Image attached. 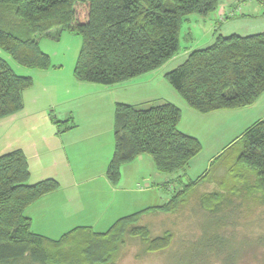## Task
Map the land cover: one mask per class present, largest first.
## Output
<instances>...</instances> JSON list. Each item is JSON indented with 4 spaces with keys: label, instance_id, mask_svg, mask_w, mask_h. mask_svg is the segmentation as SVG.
I'll return each instance as SVG.
<instances>
[{
    "label": "trees",
    "instance_id": "trees-1",
    "mask_svg": "<svg viewBox=\"0 0 264 264\" xmlns=\"http://www.w3.org/2000/svg\"><path fill=\"white\" fill-rule=\"evenodd\" d=\"M219 7L220 0H0V49L21 67L47 71L54 66L41 50V40L58 41L64 32L73 33L81 39L75 80L111 87L162 68L179 54L188 17L209 16ZM166 79L198 113L250 107L264 94V32L218 36L211 46L192 52ZM33 86L32 78L17 75L0 57V119L19 113L24 93ZM181 118V110L170 103L149 108L118 104L114 153L106 173L112 185L120 182L124 165L143 155L151 157L159 173L184 171L202 152V144L179 131ZM219 164L221 173L210 180L213 191L200 197L204 211L212 218H235L245 201L264 204V121L248 129L213 161L202 179L184 187L167 204L120 218L104 234L78 227L54 240L33 231L26 211L57 192L59 182L47 179L30 185L23 151L4 154L0 156V264L24 260L28 264H112L127 238L140 239L147 254L164 252L171 247L174 233L152 238L149 228L138 225L140 219L151 213L177 214ZM222 248L214 239L204 254L196 249L193 253L214 256ZM226 254L224 262L232 264L234 259Z\"/></svg>",
    "mask_w": 264,
    "mask_h": 264
},
{
    "label": "crops",
    "instance_id": "crops-1",
    "mask_svg": "<svg viewBox=\"0 0 264 264\" xmlns=\"http://www.w3.org/2000/svg\"><path fill=\"white\" fill-rule=\"evenodd\" d=\"M218 10L219 16L207 30L209 39L203 34L201 39L192 38L201 23L207 24L209 18L204 16L193 21L194 27L186 32V40L193 46L182 52L181 45L179 54L159 70L120 85L79 83L74 78L76 63L68 70L60 64L47 71L20 75L32 78L34 86L24 93V107L19 113L0 119V149L23 151L31 173L30 185L47 179L60 184L57 192L26 211L36 234L56 240L78 227L111 228L120 218L155 207L148 196L152 192L163 201L156 207L163 206L167 203L161 191H182L202 179L218 156L248 129L264 121V94L244 109L201 114L189 108L167 82L170 72L182 66L192 52L211 46L216 37H248L264 32V0L220 1ZM73 35L77 36L64 32L57 42L44 38L40 48L50 57L44 46L53 49L57 56L63 38ZM167 103L181 110L178 129L198 139L202 152L184 171L174 174L157 172L151 157L140 156L122 167L120 182L112 185L106 173L115 147L116 106L149 108ZM85 191H93L95 198H87Z\"/></svg>",
    "mask_w": 264,
    "mask_h": 264
},
{
    "label": "rangeland",
    "instance_id": "rangeland-1",
    "mask_svg": "<svg viewBox=\"0 0 264 264\" xmlns=\"http://www.w3.org/2000/svg\"><path fill=\"white\" fill-rule=\"evenodd\" d=\"M220 1L224 2L225 0ZM220 10L209 16H205L209 18L206 20L207 24L199 22L201 24L198 26L197 30H194V33H192V35L194 34L195 36L192 37L193 39H201L202 34L205 35L206 39L210 38L207 36L209 24L212 23L213 18L217 15L219 16ZM203 17V15L198 14L191 15L188 17L191 24H189L188 21V23L185 22L183 24L181 34L182 52L185 50V47L193 46V43L190 44V40H186L188 28L191 26L194 27L192 22L197 19L200 21V18L202 19ZM67 37V39L63 38L60 46H57V56L54 55L53 49L44 46V50L52 54L50 58L53 66L63 64L65 69L68 70L76 63L75 60L76 56L79 54L81 39L79 36L74 35ZM70 40H72V42ZM49 41H51V39ZM52 41L54 42V40ZM50 44L54 45L52 42ZM69 49L70 51L67 52ZM0 57L8 61L17 75L32 71L31 69L19 66L2 49H0ZM11 150H13V148L7 150L0 149V156ZM221 169V164H219L215 168L210 179L192 193L190 196L191 198L189 197V202L182 206L177 214L151 213L144 215L140 219L138 225L149 228L152 238L161 237L167 232L174 233L173 243L168 250L155 254H147L145 252V245L140 239L127 238L124 246L120 247L112 264H231L230 262H224L223 258L227 259L225 253L230 254L228 258L231 257L234 259L232 264H264V204L262 202H255L251 199L245 201L243 206H240V209L237 210L240 213L237 215L236 212L235 218L231 215V217H224L222 219L212 218V214L204 211L199 203L201 195L213 191L214 188L213 185L210 186V180L215 177L216 174L221 173ZM215 190H217L216 185ZM178 192L180 191H161V196H164L165 203H168ZM85 195L89 199L95 198L93 191H85ZM148 196L151 200L150 204H154L152 206L156 207L159 204H163V201L160 202L155 193L152 192ZM86 211H89V209H86ZM114 216H116V214L112 217ZM231 218L234 220L232 224H230L232 220L228 222ZM227 222L230 225L228 224L225 227ZM109 229L110 227L101 225L93 229V231L95 233L104 234L107 233ZM59 238L60 236L57 239ZM214 239L220 242L221 245H224V248H222L223 250L219 249L220 254H215L218 257H214L215 255L212 256L211 254L197 255V257H195L193 253L194 249L204 254L209 244L212 243ZM222 251L224 253H222ZM28 262L30 261L24 260L19 264H28ZM29 264L37 263L31 262Z\"/></svg>",
    "mask_w": 264,
    "mask_h": 264
}]
</instances>
